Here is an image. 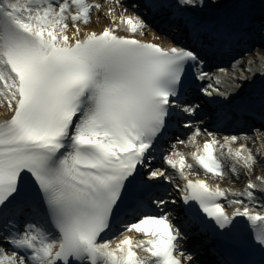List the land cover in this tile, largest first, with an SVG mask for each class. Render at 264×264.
Instances as JSON below:
<instances>
[{
  "label": "snow or ice",
  "instance_id": "6c2138e0",
  "mask_svg": "<svg viewBox=\"0 0 264 264\" xmlns=\"http://www.w3.org/2000/svg\"><path fill=\"white\" fill-rule=\"evenodd\" d=\"M220 8L216 0H0V107L9 113L0 120V264H199L187 241L208 233L245 256L221 264H264V176L235 192L185 172L198 165L223 178L217 145L232 173L258 163L239 143L249 137L202 127L209 104L218 124L264 125V83L257 91V78L244 77L221 91L204 71L206 53L230 50L242 35ZM100 13L110 26L88 30ZM157 14L177 21L175 44L137 38ZM183 130L187 143L176 135ZM178 145L194 147V163Z\"/></svg>",
  "mask_w": 264,
  "mask_h": 264
},
{
  "label": "bare ground",
  "instance_id": "6f19581e",
  "mask_svg": "<svg viewBox=\"0 0 264 264\" xmlns=\"http://www.w3.org/2000/svg\"><path fill=\"white\" fill-rule=\"evenodd\" d=\"M212 1V0H211ZM227 0H224V2ZM122 2L125 4V6L128 5V3L124 0H122ZM216 2L218 4L221 5V8L218 11H222L224 13H226L225 17L226 18L228 15H230L232 13V10H234L235 5L238 4L239 0H234L232 3H224L220 0H216ZM101 3L107 5L108 3L106 1H101ZM129 12H132V9H129ZM205 15H207V12H205ZM110 26V19L108 17H106L103 13L99 14V19L97 20V14L93 15V22L88 26V30H96V31H100L101 29H103V27H107ZM154 37L156 39H154ZM144 40L146 41H152V42H159L162 44H165L166 46H168L169 44H172L174 42V39L172 38V36H168V35H161L157 32V29H154L153 27L147 28V32H146V36L144 35L143 37ZM242 62L245 63L244 68L248 66V68L246 70L243 71L244 68H242V73H237V70H231L228 73V78H221L222 80V85L223 88L226 89V91L231 92L235 87H233L232 85H229V82H233L236 84V86L240 83V81L244 78V77H255L256 79V90H259V87L262 83H264V81H262L261 79H259L260 73H259V69H261L262 67H264V59L261 58H256L255 56H248L244 61H237L235 63V65L237 67L243 66ZM9 115V113L7 112V110L4 107H0V120L7 118ZM202 137H197V140L201 139ZM187 143V142H186ZM251 144V142H250ZM249 144V145H250ZM258 148L257 151H259V155L257 156V160H258V164L261 162H264V158L262 159L260 156L263 155L264 156V137H262V140L257 142ZM182 147V151L188 152V150H186L187 147L189 146H185V145H178V148ZM191 148H193L192 146H190ZM187 157H189V155H187ZM262 174V176H264V167L263 169L260 170V172ZM229 179V174L226 173V175H224L223 179ZM240 178L236 179H232L234 180V183L236 184L237 181H239ZM216 181H220L219 179H216ZM221 182V181H220ZM227 185H230L229 183H225Z\"/></svg>",
  "mask_w": 264,
  "mask_h": 264
},
{
  "label": "rangeland",
  "instance_id": "374dc122",
  "mask_svg": "<svg viewBox=\"0 0 264 264\" xmlns=\"http://www.w3.org/2000/svg\"><path fill=\"white\" fill-rule=\"evenodd\" d=\"M221 1H223L224 2V0H221ZM256 54H257V51H254V52H252L251 54H249V55H251V56H256ZM248 56V55H247ZM247 56H245L243 59H245ZM242 59V60H243Z\"/></svg>",
  "mask_w": 264,
  "mask_h": 264
}]
</instances>
